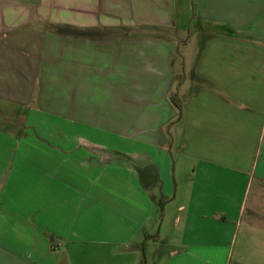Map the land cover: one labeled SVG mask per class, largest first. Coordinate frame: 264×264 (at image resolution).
Returning <instances> with one entry per match:
<instances>
[{
    "label": "crops",
    "instance_id": "1",
    "mask_svg": "<svg viewBox=\"0 0 264 264\" xmlns=\"http://www.w3.org/2000/svg\"><path fill=\"white\" fill-rule=\"evenodd\" d=\"M0 264H264V0H0Z\"/></svg>",
    "mask_w": 264,
    "mask_h": 264
}]
</instances>
